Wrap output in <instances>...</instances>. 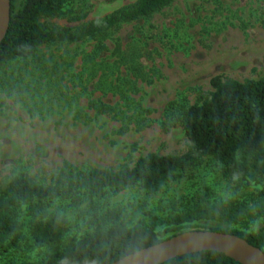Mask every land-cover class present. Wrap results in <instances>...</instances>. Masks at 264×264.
<instances>
[{
	"label": "rangeland",
	"instance_id": "374dc122",
	"mask_svg": "<svg viewBox=\"0 0 264 264\" xmlns=\"http://www.w3.org/2000/svg\"><path fill=\"white\" fill-rule=\"evenodd\" d=\"M135 1L65 0L60 16L41 19L49 29L66 31L67 39L39 52L69 92L33 86L16 92L17 100L0 92V188L19 174L49 186L64 162L81 172L119 171L147 154L181 155L187 148L182 118L189 107L209 98L213 77L264 79V0H174L145 21L109 32L102 44L69 39L81 26ZM21 2L14 0L16 9ZM98 45L105 49L97 50ZM50 80L42 84L51 87ZM90 100L114 111L97 113ZM257 181L264 186V179ZM255 188L225 181L212 159L201 158L155 194L135 186L104 199L56 203L68 222L66 234L43 248L34 246L20 214L19 247L0 250V264L36 262L61 251L85 229L93 209L105 217L117 211L129 225L146 212L159 217L181 212L198 197L235 199L252 207ZM247 226L256 230L259 224Z\"/></svg>",
	"mask_w": 264,
	"mask_h": 264
},
{
	"label": "trees",
	"instance_id": "16d2710c",
	"mask_svg": "<svg viewBox=\"0 0 264 264\" xmlns=\"http://www.w3.org/2000/svg\"><path fill=\"white\" fill-rule=\"evenodd\" d=\"M173 1L136 0L81 26L69 39L89 38L102 44L109 32L145 21ZM64 5L65 0H22L16 9L14 0H10L9 26L0 45V92L7 97L17 100L16 92L33 90V86L42 90L44 85L49 93L69 92V88L59 85L52 67L39 52L43 46L67 39L63 35L66 31L49 29L41 23V19L60 16ZM104 49L101 45L97 47L99 51ZM97 53L92 55L95 57ZM44 78L51 79V87L42 84ZM210 86L209 98L189 107L182 118L187 148L181 155L147 154L132 167L119 171L81 172L64 162L49 186L23 174L8 179L0 188V250L7 253L19 247L21 232L16 219L20 214L27 219L26 227L34 246L43 248L60 242L66 234L68 222L55 208L56 203L104 199L111 192L135 186L155 194L194 167L199 159L210 158L225 181L256 187L252 207L235 199L210 201L198 197L181 212L165 217L146 212L142 220L129 225L117 211H108L105 217L93 209L94 213L86 215L89 219L85 229L67 247L24 264H112L188 230L234 235L264 253V186L257 181L264 179V79L239 82L215 76ZM89 104L97 113L114 111L99 100H90ZM255 221L259 224L256 230L246 227ZM240 225L244 228H234ZM163 264L239 263L215 252H200Z\"/></svg>",
	"mask_w": 264,
	"mask_h": 264
},
{
	"label": "water",
	"instance_id": "95a60500",
	"mask_svg": "<svg viewBox=\"0 0 264 264\" xmlns=\"http://www.w3.org/2000/svg\"><path fill=\"white\" fill-rule=\"evenodd\" d=\"M10 0H0V45L9 26ZM200 252H215L239 264H264V253L229 234L188 230L159 244L129 254L112 264H163L176 257Z\"/></svg>",
	"mask_w": 264,
	"mask_h": 264
}]
</instances>
